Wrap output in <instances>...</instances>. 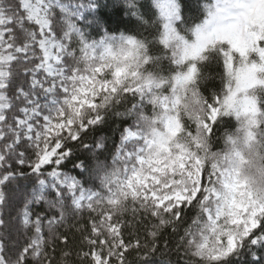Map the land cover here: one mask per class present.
<instances>
[{
	"label": "snow or ice",
	"instance_id": "snow-or-ice-1",
	"mask_svg": "<svg viewBox=\"0 0 264 264\" xmlns=\"http://www.w3.org/2000/svg\"><path fill=\"white\" fill-rule=\"evenodd\" d=\"M116 2L0 0V264H264V0Z\"/></svg>",
	"mask_w": 264,
	"mask_h": 264
},
{
	"label": "trees",
	"instance_id": "trees-1",
	"mask_svg": "<svg viewBox=\"0 0 264 264\" xmlns=\"http://www.w3.org/2000/svg\"><path fill=\"white\" fill-rule=\"evenodd\" d=\"M105 2L109 5L106 9L102 11V18L104 21L105 27L116 28L119 27L120 30H123V22L129 19L122 3H117L116 0H105ZM110 137V138H118V131L116 129V125L111 122L108 125L102 126L97 129L96 132L90 134L86 137V140L91 143L93 137ZM110 146H111V142ZM220 146L222 147V141H219ZM77 155L83 156L84 150L81 149ZM68 168H71V164H68ZM134 258H130L132 260Z\"/></svg>",
	"mask_w": 264,
	"mask_h": 264
}]
</instances>
